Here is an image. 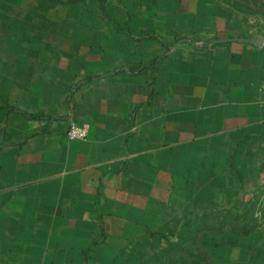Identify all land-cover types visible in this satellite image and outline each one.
<instances>
[{
    "label": "crops",
    "instance_id": "crops-1",
    "mask_svg": "<svg viewBox=\"0 0 264 264\" xmlns=\"http://www.w3.org/2000/svg\"><path fill=\"white\" fill-rule=\"evenodd\" d=\"M4 14L0 264H113L130 239L167 237L195 178L264 174V31L229 6L24 0ZM72 121L86 141L67 140Z\"/></svg>",
    "mask_w": 264,
    "mask_h": 264
},
{
    "label": "rangeland",
    "instance_id": "rangeland-1",
    "mask_svg": "<svg viewBox=\"0 0 264 264\" xmlns=\"http://www.w3.org/2000/svg\"><path fill=\"white\" fill-rule=\"evenodd\" d=\"M23 1L0 0V23H9L8 15L4 14L6 9L20 5ZM214 1L232 8L235 18L245 27L247 34L250 29H257L258 33L264 31V0ZM53 3V6H56L58 2ZM3 33L7 32H0ZM1 57L0 54V76L2 71H9L8 64H3ZM2 81L0 77V85L4 84ZM255 182L256 184L249 179H243L241 183L238 180L234 182L229 176L225 182H218L209 176L195 178L185 197L178 200L176 208H172L173 218L170 220L173 229L164 231L167 237L147 235L130 239V242L114 255L112 263L264 264V191L257 188L255 192L256 190L252 189L264 182V174L258 175ZM255 193L258 194V199L253 197L251 200ZM253 200H256V203ZM250 203H254L251 214L257 216L250 225L252 230L246 233L238 230L235 223L218 220L213 216L222 214L232 220L226 212L238 206L236 210L245 214ZM188 221H191L190 224L186 223ZM247 226L249 227V224ZM181 233H184V238H177ZM6 241L8 242L6 239H0V246ZM144 260L146 261L143 262Z\"/></svg>",
    "mask_w": 264,
    "mask_h": 264
},
{
    "label": "trees",
    "instance_id": "trees-1",
    "mask_svg": "<svg viewBox=\"0 0 264 264\" xmlns=\"http://www.w3.org/2000/svg\"><path fill=\"white\" fill-rule=\"evenodd\" d=\"M252 207H254L253 205L249 207V209L246 211V213H242V211H237L236 209H231L230 211L226 212L225 214H227L228 216L232 217V220H228L227 216L225 217L224 215H213L215 216V218H217L218 220L223 219V221H229V222H233L236 224V227H238L237 229L240 231H244L246 233V231L252 230V223L253 221H255V217L251 214L252 212ZM234 211V212H233ZM247 213H249L247 215ZM220 214V213H219ZM252 215V216H251ZM208 218V217H207ZM191 221L186 222L187 224H190ZM246 224V225H245ZM247 224H249V227L247 226ZM186 225V224H185ZM184 226V225H183ZM188 227V225H187ZM248 227V228H247ZM183 228V227H182ZM184 233H181L180 235H178L177 238H184ZM163 238H166L165 236H162ZM146 260H144L143 262H145Z\"/></svg>",
    "mask_w": 264,
    "mask_h": 264
},
{
    "label": "built area",
    "instance_id": "built-area-1",
    "mask_svg": "<svg viewBox=\"0 0 264 264\" xmlns=\"http://www.w3.org/2000/svg\"><path fill=\"white\" fill-rule=\"evenodd\" d=\"M89 134V127L85 124L72 121L66 138L69 141H86Z\"/></svg>",
    "mask_w": 264,
    "mask_h": 264
},
{
    "label": "water",
    "instance_id": "water-1",
    "mask_svg": "<svg viewBox=\"0 0 264 264\" xmlns=\"http://www.w3.org/2000/svg\"><path fill=\"white\" fill-rule=\"evenodd\" d=\"M249 43H252L254 45H258V46H261V43H257V42H252V41H248Z\"/></svg>",
    "mask_w": 264,
    "mask_h": 264
}]
</instances>
